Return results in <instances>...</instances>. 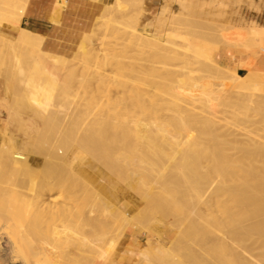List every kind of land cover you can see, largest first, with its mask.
Wrapping results in <instances>:
<instances>
[{"label":"bare ground","instance_id":"obj_1","mask_svg":"<svg viewBox=\"0 0 264 264\" xmlns=\"http://www.w3.org/2000/svg\"><path fill=\"white\" fill-rule=\"evenodd\" d=\"M27 3L28 0H4L0 4V25L17 27L13 40L5 39L0 34V45L3 47L0 49L13 52H7L9 59L12 57V63L4 62L6 67L0 69V77H4L5 89L9 91L7 94H13L11 102L6 106V117L3 120L5 129L3 128L0 138V264H105V257L101 256L104 249H111L125 235L130 225L156 213L181 218L177 224V232L168 245L158 244L152 247L149 240H146V245L138 251L139 264H262L253 253L242 248L238 241H247L253 233H257L262 237L261 242L254 241L251 249H257V244L264 247V139L257 136L240 139L238 132H234L232 128L222 130L220 126L223 125L216 122L214 114L200 115L187 104L159 103L151 98L153 96L146 102L141 90L140 93L133 90L138 92L134 105L144 116L139 120L136 117L138 114L133 110L129 117V102L132 99L127 98L125 92L128 87L124 83L125 79H122V71L126 69L128 62H122L118 54L112 56L111 62L107 59L111 64L108 71L102 65L107 53L99 54V51L98 55L94 52L97 47L93 46L83 50V62L86 61L88 65L92 58L104 55L106 58L102 56L103 60L101 58L102 61L95 67L105 66L106 71H100L98 67L97 71L95 67L92 71L90 68L91 72L87 70L88 73L81 78L86 85V89H83L95 97L92 100L98 103L97 108L90 112L92 109L87 111L76 106L67 116H62L61 106L52 102L58 88L65 86L60 81L63 77L60 73L61 68L63 69L59 61L61 58L58 60L55 56L45 54L39 43L43 35H34L31 30L20 25L22 16L26 14ZM240 28L238 29L244 30L242 35L251 39L252 46H264V26L251 22ZM90 29L86 36H90ZM27 36L32 37L33 44L40 48L37 53L44 62L42 64L40 61V65L38 60V65L33 69L28 64L31 75L21 78L22 85L18 83V86L15 76L18 73L25 74L21 63L24 50H20V45L24 46L23 40ZM146 36L147 33H140L137 38L141 42L147 40L145 42L149 46L152 42H148ZM155 45L151 47L154 48ZM180 57L182 58L181 55ZM45 59L48 60L47 63ZM71 63L74 65L75 62ZM249 66L247 60L238 63V67L245 69L238 74L241 80L237 83L238 87L249 84L252 86L254 76L251 75L256 71L254 72V67L249 69ZM74 71H69L71 76L77 73ZM134 79H127L128 84ZM179 79L180 84L190 85L187 92L176 91L167 86L165 95L174 98L179 95L178 92L187 93L192 100L198 101L210 97L209 91L212 89L206 91L199 88L201 85H197L195 80L192 83L189 81L190 84L186 79ZM179 81L177 79L178 83ZM133 85L134 82L128 88L130 94ZM219 92L215 94L221 95ZM164 99L168 101L169 98ZM24 113L28 114L30 124L35 127L36 136L33 133L34 138L30 135L27 139L20 137L22 139L19 140L8 135L6 130H11L10 126L16 125L22 132L27 126ZM35 122L40 123L39 128V123ZM27 124L30 125L28 122ZM25 133L23 131L24 135ZM211 133L217 137L214 140L221 137L220 140L224 138L233 145H238L239 142V148L234 146L239 153L228 154L231 150L224 153L225 143L222 145L218 140L215 143L217 147L214 146L218 150H212L211 153L214 154L211 158L209 156L211 164L204 166L203 158L208 159L209 154L204 152L205 145L201 141ZM212 137L207 140L209 143L213 141ZM233 139L236 142H232ZM209 143L206 146L210 149ZM218 144L223 146L222 150V146L219 147ZM37 155H41L43 160L40 165L35 166L33 163ZM87 155L90 157L89 164L96 161L95 164L113 175L107 176L112 188L109 196L98 190L93 194L85 179L87 174L83 175V170L75 167L74 162H85ZM117 179L122 180L143 202L133 213L117 204L118 192L113 190ZM127 204L124 203L125 206ZM253 219L258 220V224H249ZM113 222L114 227L109 228V224ZM235 222L244 224L238 227L239 224L236 225Z\"/></svg>","mask_w":264,"mask_h":264},{"label":"rangeland","instance_id":"obj_2","mask_svg":"<svg viewBox=\"0 0 264 264\" xmlns=\"http://www.w3.org/2000/svg\"><path fill=\"white\" fill-rule=\"evenodd\" d=\"M3 2L4 0H0V4ZM257 13L259 14L261 13V17H259V15H256ZM254 21H255V24L257 25H264V0H162L160 8L152 12L148 11L147 7L145 6V0H111L108 3H105L102 6V9L100 10V12L95 16L94 22L91 26L92 28L90 27L91 28L90 30L92 31L91 33H89L90 36L85 35L86 32L89 30L85 31L77 45L79 46V48L76 47L77 49H75V51L70 56H65L59 53L51 52L43 48V51L46 52L45 54L48 53L53 57L55 56V58L57 57L58 60L61 58L59 61L61 62V65L63 67V69L61 68V71H60L63 77H62V80L60 79L59 80L64 82L65 86L64 88L63 87L58 88V91L52 102L54 105L58 104L61 106L62 116L64 114L67 116L69 114V111L71 112L76 106H79L83 110H87V111H90L92 109L90 112H93L94 109L97 108L98 103H96L95 100H92V99H95V97L93 98L90 95L91 94L90 92H87L84 90L86 89V85H84V79H82L86 75L87 70L89 73L91 72V69L92 71H94L93 68L96 66V64L97 63L100 64V61L103 60L102 56L104 55H100L102 60L99 56H98L99 58L94 57L96 59L92 58L93 62L92 60H90V63L92 62L91 64L88 62V65L90 67L85 63L86 61L83 62L85 60V58H82V56L84 55L83 50L85 49L87 50L89 47L93 46L95 48L97 47V49L100 48L98 50L96 49L94 51L95 53L98 54L99 51H100L99 54H104L105 52L107 53L106 54L108 55L106 56L107 58L104 56V59L105 58L106 59L102 61L103 63L106 62L107 64L102 63V65H105L106 68H108L107 69L108 71H109V68L111 67V64L109 63L112 61V56L120 55L119 59H121L122 62L124 61L125 64L126 62H128V64L129 62L134 63L132 64L135 66H132V64H129V65L126 64V69L122 71L123 72L122 79L123 80L125 79L124 83L126 87L130 88L133 82L135 85V86L133 85L132 94H130L131 91L129 93V89L125 87L126 88L125 94H127V98L132 99V101L130 100L131 102H129V107L131 108V109L129 108V112H128L129 117H131V115L133 114L132 113L133 110H135L136 115L138 114L136 117L139 120L143 118L144 113L140 112L137 106L134 105L135 100H136V94L142 91L141 93H144L143 99H145L146 102L148 99L150 101L151 98H153V100L155 98V101L156 102L158 101L159 103H166V104L168 103L169 104H180L181 103L182 105L187 104L188 107L193 108V110L198 112L200 115L204 114V116L206 115L212 116V114H214L213 116L215 117L216 122L219 121L218 124L223 125V126H220L222 127V130L230 127L232 128V130H234V132H238L237 136L240 139L245 138L243 140H246L247 138H249L248 136H252V137L257 136L258 138L260 137V139L261 138L264 139V69L260 68L259 65L255 63L254 58L248 57L246 60L250 64L249 69L254 67V72L256 71V73L257 72L258 73L257 74L255 73L254 75L250 74L251 76H254L253 78L254 83L252 82V86L251 84H249L247 86L238 87V84L241 81L238 74L243 73L245 69L237 68L238 72H236V71L230 70L229 68L225 66H222L224 63L232 64L234 62L233 61L234 58L231 56H227L226 58H224L221 55L224 49L228 48L229 46L233 47L234 49L242 50L243 52H246L249 54L258 53L264 49V46L263 47H255L254 45L252 46L251 44L253 43H251L252 42L251 39L248 37H244L245 34L244 36L242 35L243 34L242 31L244 30L243 29L242 31L240 30L241 29L240 26L246 27L247 25L251 24V22L254 23ZM7 28L8 27L5 26V24L0 25V34L4 35L3 37H5V39L13 40L14 39L13 37L16 34V30L12 29V31H9ZM92 29H94V32ZM31 33L34 34L37 32L32 31ZM140 33H147L148 36L146 37L148 38V42L149 41L152 42L151 44L152 46L155 44H157V46L155 45V47L153 48L151 47V45H149L150 46L149 47L148 44L145 42L147 40L145 41L143 40L142 42H145V44H143L141 40L137 38L138 34ZM119 35L122 36V38ZM27 37L28 38H25L23 40L24 46L20 45V50L22 51L24 50L23 52L24 55H22L21 57V63L23 65L25 74L22 75L18 73L17 75L19 76L21 75V76L20 77L17 75L15 76L16 77L15 83L16 84L21 83V85H22V81H20L21 78H27L31 75V69H29L30 66L32 68L38 65L37 63H39L40 61L41 62L43 61V59L42 60L39 59L41 56L37 52H39L40 48H38L37 45L35 46L33 44L34 39H32V37L30 36H27ZM123 37L125 38V40ZM42 40L43 38H40L39 43L42 44ZM156 41L157 43H155ZM159 43H162V44H159ZM146 44L147 46H145ZM140 45H142L143 48ZM0 47L2 46L0 45ZM21 47L22 48L25 47V48L22 49ZM2 48L0 49V67H1L0 69H4L6 67V65H4L6 62L12 63V57H11L12 55H10L11 59H9L8 55L13 53V52L11 53L7 49H3L4 50L3 51ZM154 50H156V52ZM151 52H153L154 54L152 55ZM4 54L6 55L7 58L5 57ZM180 55L182 56V58L180 57ZM2 57H4L5 60H3ZM47 57L48 56L46 55V58ZM107 59H109L110 62L107 61ZM71 61L73 63L75 62L74 65H72ZM41 62L39 63L40 65H42L44 61L42 62V64ZM47 62L48 60L45 61V63ZM142 62L144 64H142ZM102 65L101 67H99L100 65H98L97 66L98 69H100V71L102 69H104L103 71H106L105 66H103L104 67L103 68ZM73 66L76 68H74ZM129 66H132V67H129ZM85 67L87 68L84 69ZM97 67H95L96 71L98 70ZM133 67L135 68L136 71L134 70ZM139 68H140V71H139ZM150 68L151 70L149 71L148 69ZM228 69L230 70V73L233 76V78H231L232 77L231 75H230L231 77L229 76ZM70 70H75L77 71V73L74 76H71L69 72ZM171 70L173 73L171 72ZM152 71H154L153 73L155 77L154 75H152ZM259 72L262 74H260ZM61 75L59 76V78L61 77ZM178 77L179 78L181 77V79H186V81L188 82L190 81L191 83L195 80V82H197V85H201L199 86V88L201 89L204 88V90L206 91H209L212 89L213 91L212 90L211 91L213 93L209 91L210 97H207V100L206 99L203 101L201 100L198 101V99L192 100V97H190L189 95H186L187 93H181L183 91L187 92L186 90L187 88L190 87V85L184 86L183 84H180V81H179L180 79ZM130 78H133V79L135 78L134 80L136 81L133 80V82L128 84V80H130ZM139 78H142V79H139ZM17 79H19V82ZM71 79L72 81L73 80L74 81L72 82ZM177 79L179 83L177 82ZM155 80H157V82ZM4 83L6 84L4 77H0V138L2 137L1 134L5 129V125H3L5 123L3 122L5 121V117H6V108H7L6 106L8 103L11 102L10 100L12 99L11 97L13 96L11 91H10V94L12 95L7 94L9 93V91H6ZM226 83H228L229 85ZM232 83L233 85H230ZM256 83L258 84L255 85ZM18 86L20 85L18 84ZM167 86L169 88H173V90L181 91V92H178L179 95L177 94L178 96H176V97L181 98L180 101L178 100L179 98H176V97L173 98L170 95H165L164 90L167 89ZM152 87L154 88L157 87V88L154 89ZM250 88H253V89L251 90ZM143 89H144V92H143ZM133 90H138V92L137 91L134 92ZM145 91L146 92L148 91V92L146 93ZM214 91H216L215 93L220 91L221 95L215 94ZM140 95L142 94H139V96ZM150 96H153V97L150 98ZM162 98L163 99L169 98V99L167 101L166 99L163 100ZM2 100H4V102ZM229 100H231V102H229ZM23 118H24L26 125L29 126V127L25 126L26 127L25 129H28V130L25 131L24 129L21 132L20 128H18L16 125H13V126L11 125L10 126L11 130H9V128L6 130L8 135H11L12 137H17V139L19 140L22 139L20 137H24V139H27L30 135L32 138H34V136H36V133H35L36 130L34 129L35 127L34 126L32 127V125L30 124L29 119H28L29 118L28 114L24 113ZM27 122L30 125H28ZM35 123L38 124L39 122H35ZM38 125H36L38 126L37 128L40 127V123ZM12 130L14 131V133ZM23 131L26 132L25 133L26 135L23 134ZM28 132L29 133L32 132V133L28 134ZM240 132H242L243 134H241ZM212 133L208 134L209 136L203 138L201 141V142H204V144L202 145L203 146L205 145L204 152H206V155L209 154L208 159L207 157H205L207 160H209L211 156L214 154V153H211L212 150H214V152L218 150V148L217 149L214 148V146L217 147L215 143L218 142V140L220 141V144L222 145L225 143V146H226L227 144L226 147L224 146L223 152L226 151L227 153L229 150H231L228 152V154L229 153L232 154L231 152H234L236 154L239 153L237 151L238 149L236 148V147L239 148L240 146L239 142H237L238 145L234 143L236 145V147H234L235 145H233L231 141L224 140V138L220 140L221 137H218L219 138L218 140L217 139L214 140L217 137L213 135ZM210 136L212 137L214 142L210 141L209 143L207 141ZM234 139L232 140V142L235 141ZM228 142L231 143L230 147H229L230 144ZM154 143L157 144L156 141ZM208 143L210 144V149L206 146ZM222 145H219V147H221ZM228 148H231V149H228ZM233 148L234 150H232ZM206 149H209V150L207 151ZM220 149L222 150L223 146ZM89 159L90 157L87 155L84 159L86 163L80 162V161L78 162V160H76L74 162V165L77 169L83 170L82 172L83 175L87 174L85 179L87 180L89 187H91L93 194H95V192L98 190V191H101V193L109 196L112 188L110 187V183H108L107 176L113 177V175H111L109 171L99 167L98 164H95L97 163L96 161H91V163L89 164ZM206 159L203 158V160H205L203 161L205 163L204 166H208L211 164L210 160L209 162H207ZM42 160H43V157L41 155H37L33 164L35 166H38L40 165ZM76 162L78 164H76ZM81 163L83 164V166ZM91 165L92 167H90ZM99 180L101 181V183ZM121 181L122 180L117 179V181L114 183L113 190L115 192H118L116 193L118 197L117 204H120V207L122 209L129 210L131 211V213H133L136 210V207H141L143 205V202L140 201L139 199L140 197L135 192L127 188V186L123 183V181L122 182ZM125 202L128 203L127 206L124 205ZM180 219L181 218L177 219L173 215H163L159 213H156L151 216L143 217L141 222L134 224V225H130L125 235H123L118 241H116V243L113 245L111 249H108L107 247L104 249L105 252L103 251L102 252L103 254H101V256L104 255L103 257H105L104 263L105 264H139L138 263L139 261L138 251L141 247L146 245V240H149L150 245L152 247L158 246V244L168 245L173 240L175 233L177 232V224L179 223ZM256 222L258 224V220L253 219L249 221V224L256 223ZM235 224L236 225L239 224L238 227L239 226L241 227V225L244 223L235 222ZM114 225H115V222L109 224L108 227L113 228ZM260 237L261 236H259L257 233H253L251 235V239L249 238V240H247L248 242L242 239L243 242L238 241V244L239 245L241 244L242 248L248 249L251 252V254L253 253L252 254L253 256L255 255V257L258 260H261L260 263L264 264L263 263L264 259L262 258L264 256L263 254L264 247H261L257 244L255 245L257 246L256 247L257 249H254V250L253 248L251 249V247H253L252 244L254 243V241L255 243L256 241L261 242L262 237L261 239ZM244 243L246 246L243 245Z\"/></svg>","mask_w":264,"mask_h":264},{"label":"crops","instance_id":"obj_3","mask_svg":"<svg viewBox=\"0 0 264 264\" xmlns=\"http://www.w3.org/2000/svg\"><path fill=\"white\" fill-rule=\"evenodd\" d=\"M110 1L28 0L26 14L22 16L20 25L43 34L42 48L70 56L75 51L83 33L92 26L94 18L100 12L102 6ZM161 3L162 0H145V6L150 12L159 9ZM256 15L261 17V13ZM7 27L9 31H12V29L17 30L16 26ZM221 55L224 58L227 56L234 58L232 64L224 63L222 65L232 71L238 72L237 68H240L238 63L248 57L254 58L255 63L264 69V49L258 53L249 54L229 46L224 49Z\"/></svg>","mask_w":264,"mask_h":264}]
</instances>
